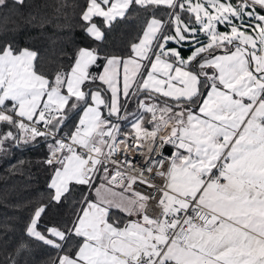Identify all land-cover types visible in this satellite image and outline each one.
<instances>
[{"label": "snow or ice", "instance_id": "6c2138e0", "mask_svg": "<svg viewBox=\"0 0 264 264\" xmlns=\"http://www.w3.org/2000/svg\"><path fill=\"white\" fill-rule=\"evenodd\" d=\"M25 2L0 0V11ZM78 7L99 42L94 18L109 31L133 12L146 19L126 55L79 47L54 73L37 50L0 43V145L48 149L47 202L27 236L56 250L55 264H264V0ZM34 21L25 23L51 24ZM73 192L71 219L41 230Z\"/></svg>", "mask_w": 264, "mask_h": 264}, {"label": "trees", "instance_id": "16d2710c", "mask_svg": "<svg viewBox=\"0 0 264 264\" xmlns=\"http://www.w3.org/2000/svg\"><path fill=\"white\" fill-rule=\"evenodd\" d=\"M83 4L84 0H26L19 11L11 8L0 11V43L15 41L20 47L37 50L41 69L49 73L61 66L68 68L82 46H99L101 56L126 55L130 43L142 30L146 14L133 12L125 20L118 19L110 31L101 18H94L105 32V40L99 42L87 36L81 27L83 21L79 19L81 8L78 5ZM163 11L157 15L166 19ZM30 14L36 17L34 23L45 18L51 20V24L43 29L32 27L25 23ZM56 24L63 27L58 29ZM187 53L185 50L184 55ZM71 125L72 121L69 127ZM47 151L43 140L0 145V264H13V261L15 264H54L58 255L56 250L28 237L25 231L34 208L47 202L50 169L43 163ZM79 199L80 193L73 192L66 203L49 207L41 221V230L43 225L53 221L71 219L73 204Z\"/></svg>", "mask_w": 264, "mask_h": 264}, {"label": "built area", "instance_id": "2783aa9c", "mask_svg": "<svg viewBox=\"0 0 264 264\" xmlns=\"http://www.w3.org/2000/svg\"><path fill=\"white\" fill-rule=\"evenodd\" d=\"M125 130H127V129H125ZM148 147H149L148 145H145V148H144V152H145V154H147V152H148ZM47 156H48V151H47L46 154H45V159L47 158ZM137 159H138V162H139V157H138ZM134 174H135V173H134ZM145 178H146V179L149 178V174H148V173H145ZM152 182H153V183H156V184H159L161 181H160L159 178H156V179L153 180ZM134 187H135V189H136L137 191L143 192V193H145V194H150V193L152 192V189L148 188L146 185H141V184H139V183H137ZM152 203H153V205H154V204H155V201H153ZM156 211H157V209H155V207H153V209H152V211H151V214H152V215H155V214H156Z\"/></svg>", "mask_w": 264, "mask_h": 264}, {"label": "rangeland", "instance_id": "374dc122", "mask_svg": "<svg viewBox=\"0 0 264 264\" xmlns=\"http://www.w3.org/2000/svg\"><path fill=\"white\" fill-rule=\"evenodd\" d=\"M221 31H225L226 29L224 28V26H219ZM202 39H204V37H202ZM97 183H99V181H97Z\"/></svg>", "mask_w": 264, "mask_h": 264}, {"label": "crops", "instance_id": "0c3cea01", "mask_svg": "<svg viewBox=\"0 0 264 264\" xmlns=\"http://www.w3.org/2000/svg\"><path fill=\"white\" fill-rule=\"evenodd\" d=\"M232 2L235 3V0H232ZM101 19H102V18H101ZM102 20H103V19H102ZM201 38H202V37H201ZM82 47H86V46H82ZM88 48H89V47H88ZM188 54H189V53H187L186 56H187ZM217 54H222V53H219V52H218ZM105 114H106V113H105ZM54 264H55V262H54Z\"/></svg>", "mask_w": 264, "mask_h": 264}, {"label": "water", "instance_id": "95a60500", "mask_svg": "<svg viewBox=\"0 0 264 264\" xmlns=\"http://www.w3.org/2000/svg\"><path fill=\"white\" fill-rule=\"evenodd\" d=\"M169 151H171V149Z\"/></svg>", "mask_w": 264, "mask_h": 264}]
</instances>
